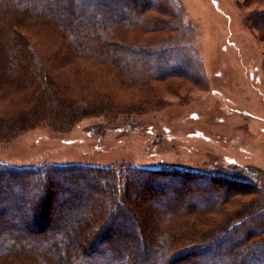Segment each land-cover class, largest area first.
Here are the masks:
<instances>
[{"label": "rangeland", "instance_id": "obj_1", "mask_svg": "<svg viewBox=\"0 0 264 264\" xmlns=\"http://www.w3.org/2000/svg\"><path fill=\"white\" fill-rule=\"evenodd\" d=\"M124 1L109 0L103 11L113 15L124 13ZM145 1L148 0H138L139 5L135 6L141 17L154 16L164 21L157 27L145 23L123 31L127 41L122 46L127 50L122 61L128 70L120 78L128 87L119 88L120 78L113 76L112 68L99 57L87 60L85 66L94 87L91 92L98 96L95 101L79 103L84 106L85 115L65 131L42 122L15 137L0 140V164L108 167L121 171L116 174L121 190L127 178L124 167L189 170L193 173L188 174L189 178L178 173L168 178L140 171L154 179V184L169 179L158 192L162 206L169 199L179 198L182 207H186L208 198L211 209H206L203 218H196L195 227L203 238L209 239L208 243L214 237V226H222L226 241L221 247L229 249L227 240H241L247 228L264 220V30L256 23L258 13L264 10V0H149L151 6ZM75 4L91 14L101 7L98 0H76ZM154 6H159L160 11L154 10ZM156 50L160 52H153ZM155 60L163 64L157 70H153ZM105 94L111 101L104 98ZM230 171L238 176H226ZM73 176L75 180L68 178L60 183L63 193L56 194L58 203H67L66 197L73 194L71 212L66 207L52 209L50 224L54 223L59 233L65 228L68 234L72 229L88 228L84 231L87 235L93 226H83L78 215L89 210L102 212L104 222L94 232L98 234L103 224L112 223L115 233L126 236L128 245L123 247L119 261L129 257L126 253L145 252L141 228L129 226L130 215H126L125 222L121 220L128 210L121 209L116 219H108L111 213L103 208L104 197L97 192L102 181L82 172ZM30 182H12L15 185L11 191L19 195L25 206H33L35 193ZM10 183L7 174L0 176V190L8 194ZM72 186L76 192L71 193ZM23 187L29 188V192H23ZM129 188V197H136L138 203L137 193L157 195L155 186L154 190L149 189L142 182H134ZM89 193L93 200H89ZM9 199L0 198V205L6 203L3 216L17 213L14 224L23 227L34 211L8 205ZM51 232L52 229H45L41 234L56 239L60 235ZM106 233L108 229L101 236ZM262 236L264 230L256 229L247 241H262ZM136 238L140 241L137 248L130 245ZM107 242L103 239L97 243V249L107 246ZM245 243L241 244L244 252L249 247ZM218 248L219 244L210 243L202 253L207 259ZM249 248L247 253L258 258L255 264H264V243ZM105 255L104 261L110 259L109 253Z\"/></svg>", "mask_w": 264, "mask_h": 264}, {"label": "trees", "instance_id": "obj_2", "mask_svg": "<svg viewBox=\"0 0 264 264\" xmlns=\"http://www.w3.org/2000/svg\"><path fill=\"white\" fill-rule=\"evenodd\" d=\"M98 1L100 9L91 14L84 13L80 6L75 4L76 0H0V140H8L42 122L52 125L57 131L68 129L85 115L84 106L81 107L79 103L95 101L94 98L98 96L91 92L94 87L85 66L86 61L99 57L112 68L113 76L125 77L128 69L122 61V55L127 49L122 45H125L127 38L123 31L140 28L145 23L157 27L164 21L154 16L141 17L142 13L137 12L135 8L139 5L138 0H125L126 10L119 15H113L108 10L103 11L109 0ZM144 3L151 6L149 0ZM153 9L160 11L159 6H154ZM263 21L264 10L258 13L256 22L261 24L258 27L264 30ZM48 34L50 36H47ZM153 62V70L163 65L157 60ZM117 83L119 88L128 87L124 79L120 78ZM104 98L111 101L108 94H105ZM141 169L168 178L175 175L174 173H178L182 178H189L188 174H193L186 169L175 171L169 168L124 167L122 170L127 174V178L121 190L116 176L121 171L108 167L44 163L17 167L1 163L0 176L7 174L11 183L8 194L0 190V198L8 197V205L20 210L32 208L34 212L29 214L31 219L24 221L23 227H17L13 221L17 213H10L5 218L2 212L6 203L0 205V264H108L113 260L118 261V264H255L257 256L247 251L251 246L263 244L264 236L261 237L263 242L249 243L247 240L254 230H264V220L256 222L252 228H247L241 240H227L231 245L229 249L221 247L226 241V230L222 226H214V237L206 243L209 239L202 237L200 229L195 227V220L203 218L207 212L206 209L210 206L208 198H202L195 205L186 207H182L179 198L169 199L162 206V198L159 199L161 193L158 195V192L169 179L154 184V179L145 177ZM105 171H109L108 174H105ZM75 172H82L83 175L102 181L103 186L100 191L97 188V192L104 197L103 208H107L109 215L111 213L108 219H116L121 209L129 211L121 220L125 222V218L130 215L132 222L129 226L136 225L141 228L140 239L142 247L147 248L145 252L126 253L129 257L119 261L123 247L128 245L126 236L115 233V229L111 227L112 223L103 224V230L99 229L100 234L94 232L103 221L102 212L94 213L89 210L87 214L78 215L83 226H93V232L87 235L84 231L88 228L84 231L72 229L68 234L62 227V234L58 232L57 226L54 227V223L50 224L52 209L66 207L67 211L71 212L73 194L66 197L67 203H58L56 194L63 193L59 188L62 181L68 178L76 179V176H73ZM226 174L229 177L237 175L233 171ZM16 179L21 183L31 181L30 188L35 193L33 206H25L19 195L11 191L15 185L12 182ZM134 182H142L153 190L155 186L156 197L137 193L139 203L135 200L136 197L130 198L129 185L132 187ZM22 190L29 192L26 187ZM76 190L74 186L70 188L71 193ZM78 192L83 193L79 190ZM89 194V200H93V195ZM240 223L242 222H238ZM76 226L81 227L80 223ZM45 229H52V235H60L57 239L54 236L52 238L42 235ZM106 229L108 233L104 237L101 236ZM103 239L108 241L107 246L97 249V243ZM137 239H133L130 245L139 247L140 241ZM242 242H246L244 246H249L245 252L241 248ZM210 243L219 244V248L214 254L207 255L209 257L206 259L202 251L206 250ZM92 252H95V255H92ZM108 253L110 259L104 261L103 258Z\"/></svg>", "mask_w": 264, "mask_h": 264}]
</instances>
